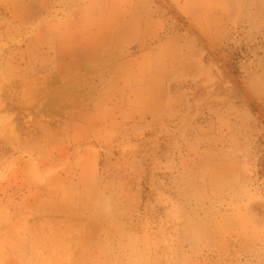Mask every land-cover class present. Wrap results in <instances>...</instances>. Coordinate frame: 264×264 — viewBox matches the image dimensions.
I'll return each instance as SVG.
<instances>
[{"label": "rangeland", "instance_id": "374dc122", "mask_svg": "<svg viewBox=\"0 0 264 264\" xmlns=\"http://www.w3.org/2000/svg\"><path fill=\"white\" fill-rule=\"evenodd\" d=\"M0 264H264V0H0Z\"/></svg>", "mask_w": 264, "mask_h": 264}]
</instances>
